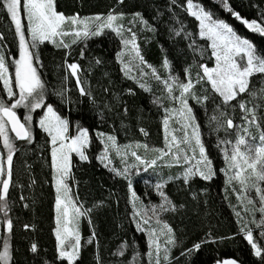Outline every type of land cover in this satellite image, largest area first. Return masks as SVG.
I'll return each mask as SVG.
<instances>
[{
    "label": "trees",
    "instance_id": "1",
    "mask_svg": "<svg viewBox=\"0 0 264 264\" xmlns=\"http://www.w3.org/2000/svg\"><path fill=\"white\" fill-rule=\"evenodd\" d=\"M201 2L213 11L216 18L225 20L239 35L252 41L258 49H264V37L248 30L231 12L225 10L221 2L218 0ZM56 3L57 10L66 16L78 15L83 18L106 16L109 11L123 12L125 27H130L129 21L134 19L133 13H142L152 30L137 24L133 31L137 33V43L144 60L155 67L161 75L165 56L172 63L173 74L179 75L181 79L185 77L183 69L189 65L192 66L191 75L195 79L198 71L202 74V70L197 67L199 63H206L209 67L214 64V60L209 59L207 55L203 60L198 54L194 55L187 47L188 41L170 31L176 17L184 23L187 31L195 32L197 29L194 18L189 17L182 8L172 5L171 0H124L123 4L118 3V0H56ZM178 3L183 4L184 0H178ZM228 4L248 20L256 19L260 22L264 16V0H228ZM137 20L139 21L138 18L136 22ZM0 34L4 37L0 42L13 47L14 27L2 8ZM199 43L206 46L204 41ZM82 47L83 43L74 44L70 49L43 44L38 49L43 65L40 71L48 89L47 101L69 119L70 134H76L77 125L89 131L90 144L86 149L89 159L80 161L72 156L74 179L68 182L72 195L78 197V203L92 208L91 224L87 217L81 220L82 247L76 264H97V242L102 264H147V257L144 255L147 251V237L144 233L137 232L131 222L132 203L127 181L111 171L113 167L118 169L116 162L110 168L105 167V164L97 159L103 151L98 133L115 136L120 146L147 144L150 149L163 148V118L166 104L153 103L160 95V91L155 90V83L150 86V92H145L138 86L137 80L129 79L120 70L121 65L117 62L116 54L122 45L115 33L105 31V34L89 39L83 59L79 56ZM96 58L100 59V64L95 63ZM65 60L81 65V80L85 82L84 87L90 90L94 102L89 96H80L75 78L71 77L70 71L66 73ZM65 75L68 77L67 80L64 79ZM61 87L67 90L64 102L55 94ZM250 88L258 92L255 102L264 104V99L259 96V89L264 88V75H254ZM128 89H132L134 95L129 94ZM195 91L198 95H214L206 82L197 84ZM242 95L245 100L251 101L252 98L248 97L247 93ZM189 103L194 109L197 122L201 125L202 140L207 154L213 160L217 175L211 181L194 177L187 185L183 179H173L165 185L164 191L177 206L175 212H168L162 216V219L173 227L179 242L178 246L172 248L170 264H217V261L226 259H233L239 264H261L260 259L253 254L251 246L243 238V233L239 232L240 225L237 223L235 211H240L249 221L252 214L243 212L242 205L237 202L236 192L232 190L233 185H226L224 174L219 171L224 167L221 151L223 144L219 147L217 145L222 139L235 138L237 130L235 125L243 123L241 112L237 106L236 111L231 114L234 121L233 129L216 132L213 131L214 125L209 126V117L213 114L212 103L205 102L207 111L195 100H190ZM232 103L235 104L236 101ZM248 106L250 107L251 103ZM125 107L127 113L124 112ZM260 111L264 113V108ZM17 112L22 118V111ZM32 127L33 142L28 144L25 141H16L18 151L13 161V178L8 197L12 209L9 215L14 224L10 237L12 264H66V261L61 262L57 259L56 241L53 236L55 195L52 187L49 138L36 124ZM141 128L147 135L140 131ZM148 172L146 177L141 175L142 172L139 175L135 173L132 175L133 188L144 204L158 203V197L151 188L144 186L143 181L167 180L169 176L176 177L177 171L162 167L161 170ZM235 187L238 191L237 184ZM21 196L24 197L23 200ZM25 204L28 205L27 208L24 207ZM257 214L258 212L255 213V219L258 221ZM25 224L32 227L25 229ZM249 227L253 230L254 239L264 246L260 229L254 223H249ZM93 231L96 239L92 243H86ZM3 235L6 233L2 227L1 237ZM202 241L206 242L201 243L198 251H194L190 256L181 255L182 251ZM1 242L3 243L2 239ZM33 243L37 245L36 253L30 251ZM122 243L127 244L125 254L112 255ZM135 253L139 255L134 261Z\"/></svg>",
    "mask_w": 264,
    "mask_h": 264
},
{
    "label": "snow or ice",
    "instance_id": "2",
    "mask_svg": "<svg viewBox=\"0 0 264 264\" xmlns=\"http://www.w3.org/2000/svg\"><path fill=\"white\" fill-rule=\"evenodd\" d=\"M218 2H221L225 10L231 12L248 30L264 37V16L260 22L256 19L248 20L234 11L229 6L228 0H218ZM118 3L123 4L124 0H118ZM171 3L186 11L189 17L194 18L197 29L195 32L187 31L184 23L176 17L170 31L175 36H182L187 40L188 49L194 55L198 54L201 60L205 55L214 60L212 67L206 63H199L197 67L202 70V74L198 71L195 79L191 75V65L183 69L184 79L173 74L172 63L167 56L162 61V67L168 73L166 78H162L157 69L144 60L137 43V33L133 31V27H135L136 18L139 19L140 25L148 30H152V27L140 12L133 13L134 19L129 21L131 26L126 28L122 23L125 15L123 12L109 11L106 16L81 18L78 15L66 16L58 11L56 0H0V8L6 11L14 25L15 37L18 39V58H12L10 64L6 62L3 49H0V84L3 86L0 93V144L3 146V151L0 152V226L6 233L0 237L3 240L0 264H12L13 261L10 237L14 224L9 215L12 209L8 197L12 185L14 155L18 151L16 141H25L28 144L33 142V113L37 110H41L36 121L37 126L47 134L48 143L51 145L57 259L61 262L66 261V264H76L80 258L82 245L79 221L82 217H87L91 224L92 208L78 203V197L71 194L68 182L74 179L72 155L75 154L80 161L89 159L86 154L90 144L89 131L77 125L76 134H70L69 119L47 101L48 89L40 71L43 65L38 49L45 42L64 49L83 43L84 47L79 51V56L83 59L87 41L105 34V30H110L120 38L122 48L116 54L117 62L121 65L120 70L129 79L135 80L136 77L131 73L133 68L137 69L141 77L136 81L138 86L145 92H150L151 87L144 79L149 76L145 68L150 69L151 77L162 84L166 94L163 98L154 99L153 103L159 105L163 103V99H167L169 104L173 105L164 108L166 113L163 119L164 148L150 149L147 144H137V148H144L143 155L131 150V145H124L122 151L116 137L107 135L106 140L101 139V143L105 145L104 151L97 157L101 162H108L105 167L111 163L108 157L110 149H114L116 154L121 156L122 163L126 161L129 154L134 157L135 163H125L122 170L113 167L111 171L127 181L132 203L131 222L135 225L137 232H142L147 237V251L144 254L147 257V264H170L172 248L179 243L173 227L162 219L163 214L175 212L177 209L176 204L164 191L165 185L173 179H180L181 175L186 185L197 176L204 181H211L217 175L213 160L206 152L201 125L197 122L190 100H195L198 105L205 108V111H207L205 102L212 103L213 114L209 117V126L214 125L213 131L216 132L221 130L227 132L233 129L234 121L231 114L236 111L237 106L241 112L243 123L235 125L237 129L235 140L222 139L217 145V147L221 144L226 145L221 148L224 167L219 171L224 174L225 184L233 185L232 190L236 192L243 212L252 214V219L249 221L240 211H235L237 223L240 225L239 232L243 233V238L251 246L253 254L260 259L261 264H264V246L254 239L253 230L249 227V223H254L260 229V236L264 237V186H262L264 185V113L260 111L264 108V104L255 102L258 92L250 88L251 78L254 75H264V49H258L252 41L239 35L225 20L216 18L213 11L206 8L201 0H184L183 4H179L178 0H171ZM65 37H71L70 42H66ZM3 39V35L0 34V40ZM199 41L206 42V46ZM95 63L100 64V59L96 58ZM65 65L66 73L70 71L71 77L75 78L80 96H89L94 102L90 90L84 87L85 82L81 80V65L77 62L69 63L67 60ZM67 78L65 75L64 79L67 80ZM202 82L210 85L211 93L214 95L196 93L195 86ZM66 91L63 87L55 91V94L61 98V102L65 101ZM127 91L134 95L132 89ZM177 92L178 95L175 94ZM245 93L252 98L251 101L243 98L242 94ZM259 96L264 99V88L259 89ZM238 97L241 99L238 100ZM233 101L236 103L233 104ZM249 103H251L250 107ZM21 108L24 109L22 118L17 112ZM124 112L127 113L126 107ZM173 116L177 117L176 122L180 125V128L175 130L182 133L179 137L169 131V120ZM252 126L255 127L258 135L250 131ZM140 131L147 135L143 128ZM98 136L105 137V133L100 132ZM149 152L155 155L149 156ZM165 158L168 160L165 161ZM173 165L183 166L182 173L176 177L169 176L167 180H158L153 187L159 197V203L149 202L145 205L133 188L131 170L135 169L136 174L139 175L141 171L148 172L152 169L155 172L158 167ZM144 183L148 184V181L145 180ZM235 184L239 185V191ZM253 191L256 199L249 195ZM23 199L24 197L21 196V200ZM97 206L99 205H94V207ZM24 207L27 208L28 205L25 204ZM256 212L260 213L258 221L255 219ZM30 227L32 226L29 224L24 225L25 229ZM95 239L96 234L93 231L88 242L92 243ZM203 242L206 241L193 244L191 248L182 251L181 255L190 256L200 249ZM126 247L127 244L122 243L112 255L123 256ZM98 249L97 242L96 260L97 264H102ZM30 251L37 252L35 243L31 245ZM138 255L139 253L134 254V261ZM217 264H237V262L226 259L217 261Z\"/></svg>",
    "mask_w": 264,
    "mask_h": 264
},
{
    "label": "rangeland",
    "instance_id": "3",
    "mask_svg": "<svg viewBox=\"0 0 264 264\" xmlns=\"http://www.w3.org/2000/svg\"><path fill=\"white\" fill-rule=\"evenodd\" d=\"M123 21H124V18H123ZM123 21H122V23H123ZM25 24H26V21H25ZM137 24H138V26H140V23H139V21L137 20V22L135 23V27H133V29L134 28H136L137 27ZM131 26V25H130ZM13 27H14V25H13ZM127 27H129V26H126V28ZM105 31H110V30H105ZM14 32H15V29H14ZM126 35H127V33H126ZM65 39V41L66 42H70V40H71V37H65L64 38ZM13 44V47H11L10 45H8V44H2L1 42H0V49H3V51H4V54H5V57H6V62H8L9 64L11 63V59L12 58H18V39L15 37L14 38V42H12ZM44 44H50V45H52V46H55V45H53V44H51V43H48V42H45ZM43 45V44H42ZM41 46V45H40ZM72 46V45H71ZM213 66H214V64H213ZM10 71H12V69L10 68ZM145 71H147V72H149V76L148 77H146V78H144V79H146L147 80V82H148V84L150 85V86H152V83H155V86H156V88H155V90L156 91H160V95H158V97H165L166 96V94L164 93V91H163V86H162V84H160L158 81H156L154 78H152L151 77V75H150V72H151V70L150 69H147V68H145ZM133 76H135L136 77V79L135 80H140L141 79V77L139 76V73H138V70L137 69H135V68H133V71H132V73H131ZM160 74V73H159ZM161 75V74H160ZM168 75V73L163 69V71H162V75H161V77L162 78H166V76ZM210 86V85H209ZM2 84H0V93H2ZM211 88V87H210ZM175 94H177L178 95V92L177 93H175ZM163 103H165L166 104V107H171V106H173V105H171V104H169V102L167 101V99H163ZM162 103V104H163ZM18 110H21L22 112V117H23V114H24V109H18ZM41 114V110H37L36 112H34L33 113V116H34V122H33V124H36V126H37V123H36V121L38 120V118H39V115ZM165 115H166V113H165V111H164V118H165ZM163 118V119H164ZM176 120H177V117H175V116H173L170 120H169V131L173 134V135H176V136H181L182 135V133L181 132H179V131H175L176 129H179L180 128V125L176 122ZM33 126V125H32ZM37 128H39L38 126H37ZM237 131V130H236ZM250 131L253 133V134H257L258 135V133H256V129H255V127L254 126H252V127H250ZM163 133H164V136H165V132H164V126H163ZM236 133V132H235ZM106 137L107 136H105V137H100L101 139H105L106 140ZM235 138H236V135H235ZM235 138L233 139V141L235 140ZM50 145V144H49ZM122 147V151L124 150L123 149V146H121ZM165 147V141H164V146H163V148ZM223 147H226V145H222V148ZM104 148H105V145L103 144V151H104ZM131 150H135V151H137V153L138 154H141V155H143L144 154V148H137L136 146H132V149ZM3 151V146H2V144H0V152H2ZM50 151H51V145H50ZM103 151H102V153H103ZM101 153V154H102ZM223 154V153H222ZM148 155L149 156H152V155H155V153H151V152H149L148 153ZM72 156H75V157H77L75 154H73ZM108 157H109V159L111 160V163L110 164H108V166L111 168L112 166H114V162H116L117 163V165H118V169H123V167H124V164L125 163H128V164H132V163H135V160H134V157H132L130 154L127 156V158H126V161L125 162H123L122 163V159H121V156H119V155H117L116 154V151L114 150V149H110L109 150V152H108ZM78 158V157H77ZM79 159V158H78ZM50 160H51V156H50ZM168 160V158H165V161H167ZM104 164H106V163H108L107 161H104L103 162ZM158 163H163V162H158ZM163 167V169L164 168H167V169H176V171H177V175H180L181 173H182V171H183V166H176V165H173L172 167H167V166H161V167H158L156 170H161V168ZM148 171H152V169H149ZM143 174H141V175H144L145 177H146V173H149V172H143V171H141ZM135 173V175H137L136 174V172H135V169H132L131 170V177H132V175ZM140 174V173H139ZM176 175V176H177ZM198 177V176H197ZM199 178V177H198ZM180 179H183L182 178V175H181V178ZM144 182V181H143ZM156 182H150V181H148V184H145L144 183V186H146V187H149V188H151V190H153V192H154V194L158 197V195L155 193V191H154V184H155ZM238 185V184H237ZM262 186H264V185H262ZM52 187H53V185H52ZM238 187H239V185H238ZM53 191H54V195H55V190H54V188H53ZM238 191H239V188H238ZM71 194H72V191H71ZM249 195H251L254 199H256V197H255V192L253 191V192H251ZM130 196H131V194H130ZM158 199H159V197H158ZM237 199V198H236ZM237 202L239 203V204H241L240 203V201H238L237 200ZM159 203V202H158ZM147 204H149V203H147ZM147 204H145V205H147ZM257 206H258V201H257ZM242 209H243V207H242ZM54 222H53V224H54V229H55V227H56V224H55V202H54ZM257 215H259V218H258V220L260 219V213L258 212V214ZM83 218V217H82ZM82 218L80 219V221H79V230H80V224H81V220H82ZM155 226V225H154ZM80 233H81V231H80ZM1 234H2V226H0V237H1ZM53 236H54V239H55V234H54V231H53ZM263 240H264V237H261ZM163 239V238H162ZM56 241V240H55ZM89 241V239L88 240H86V243ZM81 243H82V241H81ZM2 246H3V243L1 242V239H0V249H2Z\"/></svg>",
    "mask_w": 264,
    "mask_h": 264
},
{
    "label": "water",
    "instance_id": "4",
    "mask_svg": "<svg viewBox=\"0 0 264 264\" xmlns=\"http://www.w3.org/2000/svg\"><path fill=\"white\" fill-rule=\"evenodd\" d=\"M237 264H239V263H237Z\"/></svg>",
    "mask_w": 264,
    "mask_h": 264
}]
</instances>
